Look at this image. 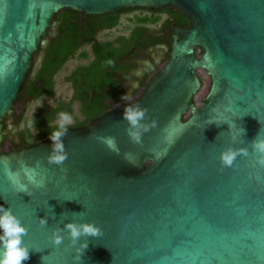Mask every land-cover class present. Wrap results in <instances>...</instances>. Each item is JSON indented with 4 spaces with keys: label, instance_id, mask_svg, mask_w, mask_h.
Listing matches in <instances>:
<instances>
[{
    "label": "water",
    "instance_id": "1",
    "mask_svg": "<svg viewBox=\"0 0 264 264\" xmlns=\"http://www.w3.org/2000/svg\"><path fill=\"white\" fill-rule=\"evenodd\" d=\"M169 6L190 25L173 29L168 61L138 98L68 128L62 165L47 162L48 137L2 150L10 130L3 120L12 118L56 12ZM161 56L155 52L154 62ZM200 67L212 82L198 102ZM128 103L157 121L140 144L130 141L122 119ZM258 132L264 137V0H0V205L28 229L30 258L22 264H264V168L251 148ZM108 137L117 150L104 143ZM227 147L249 155L222 169ZM25 168L44 186L29 183ZM9 173H18L32 195ZM38 217L48 218L46 227ZM68 222H94L103 232L80 238L88 247L79 262L67 238L59 247L50 240Z\"/></svg>",
    "mask_w": 264,
    "mask_h": 264
},
{
    "label": "trees",
    "instance_id": "2",
    "mask_svg": "<svg viewBox=\"0 0 264 264\" xmlns=\"http://www.w3.org/2000/svg\"><path fill=\"white\" fill-rule=\"evenodd\" d=\"M177 11L181 15V21L186 24L189 23L186 14L179 9ZM79 14L80 11L68 7L54 14L58 20V28L52 39H47L46 44L42 46L40 61L37 66L32 65L17 103L26 99H38L46 95L55 96L56 74L82 48L83 41L79 39L83 32V26L79 21ZM88 15L90 17L111 19L110 23L103 28L113 27L120 21L119 14L115 12ZM137 20L144 22L146 20H157V18L138 17ZM90 34L88 41L93 40L95 36L91 31ZM112 44L113 41L94 43L93 50L97 53L96 59L89 65L77 66L66 76V80L71 83L74 90L71 100L66 102L58 99L55 104H43L40 106L32 115L30 128L11 130L12 133L14 132L19 136L20 143L13 142L7 146L9 133H4L1 140L2 150H5L6 147L9 148L8 150H12L11 146L13 144L17 146L14 149H21L47 138L55 130L56 121L60 113L73 114V103L75 101L79 102L81 115L75 117L73 122L68 123V128L86 125L92 119L104 114L107 111L110 100H113L116 95L112 84V69H108L114 61ZM109 61L112 63L109 64ZM21 116H23V113ZM8 117L9 115L6 119ZM31 131H34V135L31 134Z\"/></svg>",
    "mask_w": 264,
    "mask_h": 264
},
{
    "label": "flooded vegetation",
    "instance_id": "3",
    "mask_svg": "<svg viewBox=\"0 0 264 264\" xmlns=\"http://www.w3.org/2000/svg\"><path fill=\"white\" fill-rule=\"evenodd\" d=\"M137 12L136 15L130 14L128 15L129 22L128 27L124 31H120L115 33L112 37L101 39L99 34L104 30H110L116 28L121 23V15L126 13ZM119 14L120 21L118 24L114 25L110 28H103L108 25L111 19H104L99 17H90L88 14L80 12L79 21L82 24V34L80 36V41H83L81 49H87L88 53L84 56L86 59L83 63L78 64L82 66L89 65L92 63L96 57L97 53L93 50V44L96 42H105V41H113V51L112 57L114 58L113 63L110 68L112 69V84L114 85V91H116V95L113 100H110L109 106L107 107V111L112 110L116 106L127 103L130 101H123L120 97L125 93H130L133 97L132 101L138 98L144 92V89L151 78L157 74L162 67L159 65H152L151 61H154L155 52L161 51L163 59L162 62H167L170 57L171 47H172V39H173V29L176 26L187 27L190 25L189 23H183L181 21V15L177 11V8L174 6L166 7L161 10H152L149 8H125L120 11L115 12ZM187 16V15H186ZM138 17H145L148 19L157 18V20H146L144 22L138 21ZM58 28V20L53 19L52 25L48 28L44 38L48 36L49 30H53L51 37L47 39H52L55 35V32ZM90 31L94 33V39L88 41L90 37ZM44 45V44H43ZM42 45V46H43ZM41 46V48H42ZM41 48L34 54V59L31 63L32 65L35 63V59L38 54H41ZM197 54L200 50L204 51L202 47H195ZM199 56V54H198ZM73 58V57H72ZM71 59V58H70ZM75 66L74 68H76ZM30 67V70H31ZM73 68V69H74ZM202 72L197 71L198 76L201 79L202 86H204L206 82V78L210 80V86L212 82V78L207 70V68L200 67ZM29 70V73H30ZM72 71V70H71ZM70 71V72H71ZM28 73V75H29ZM209 86V88H210ZM73 88V87H72ZM209 90V89H208ZM74 94V90L72 93V97ZM71 97V98H72ZM205 97V96H204ZM204 97L202 100H204ZM201 100V101H202ZM79 104L78 101H75ZM80 107V105H79ZM106 111V112H107ZM80 113V109H79ZM10 115L7 114L4 118V123L7 124L6 117ZM81 114H79L80 116ZM20 143V140L17 141ZM17 146L13 144L11 146L12 149ZM9 148H6V151Z\"/></svg>",
    "mask_w": 264,
    "mask_h": 264
},
{
    "label": "clouds",
    "instance_id": "4",
    "mask_svg": "<svg viewBox=\"0 0 264 264\" xmlns=\"http://www.w3.org/2000/svg\"><path fill=\"white\" fill-rule=\"evenodd\" d=\"M108 63L111 64L112 62L109 61ZM120 99L132 101L133 97L127 92ZM122 119L128 124L126 132L130 141L134 144H140L143 134L157 126V121L149 117L148 109L142 107L139 103L126 104ZM70 121L71 116L69 114L60 113L56 121L55 130L48 135V138L52 141L50 153L46 158L49 164L62 165L68 158L63 138L68 134V123ZM103 139L110 149L117 150L114 137ZM251 148L253 153L256 154L255 163L264 168V137H261L259 132L251 141ZM248 155V149L244 147L225 148L219 155L222 169L232 167L238 156L247 157ZM24 175L29 183L35 184L37 187L44 186L43 180H36L37 174L34 169L25 168ZM9 179L17 185L20 191L32 195L27 190V185L20 182L18 173H9ZM38 222L41 227H46L48 218L38 217ZM65 233L67 234L66 236ZM27 234L28 229L23 226L20 218L13 213L12 209L0 205V264H22V261H27L30 258L29 248L23 243V237ZM102 234V229L94 222H68L64 224L63 228L57 227L53 229L50 240L54 246L59 247L67 238L69 243L66 249H74L76 254L73 256V260L79 262L84 250L88 247L87 241L80 242V238L99 237ZM78 243L79 246L77 247Z\"/></svg>",
    "mask_w": 264,
    "mask_h": 264
},
{
    "label": "rangeland",
    "instance_id": "5",
    "mask_svg": "<svg viewBox=\"0 0 264 264\" xmlns=\"http://www.w3.org/2000/svg\"><path fill=\"white\" fill-rule=\"evenodd\" d=\"M133 14L136 15L137 12H133V13H124L121 15V23L119 26H117L116 28L110 29V30H104L99 34V37L101 39H106V38H110L112 37L115 33L120 32V31H124L126 30V28L128 27V22L130 21L128 18V15ZM52 31V30H51ZM51 31L49 30V34L48 36H46L45 39H47L49 37V35L51 34ZM88 50L87 49H81L77 52V54L69 59L65 65L62 67V69H60V71L56 74L55 76V91L56 94L55 96L51 97V96H42L38 99H34V100H24L21 102H18L16 104V106L13 108V111L11 112L12 114V118L11 120H7V124H10V130H9V141L8 143L11 144L13 142H17L20 140L19 136L17 134H15L14 132L12 133L11 130H18L21 128H30V122H31V118L32 115L34 113V111L36 109H38L40 106H42L43 104H55V102L58 99L64 100L66 102L71 100L72 97V93H73V88L72 85L69 81L66 80V76L70 73L71 70H73V68L75 66H77L80 63H83L86 59L84 58L85 55H87ZM203 53L202 50H200L198 52L199 56H201ZM37 59V57H36ZM35 59V62H36ZM163 59H161L159 61V63H155L154 61H151L152 65H159V67H161V65L165 62H162ZM35 65V63H34ZM197 71H201V69H197ZM210 86V80L208 78H206V82L204 84V86H202L199 91L197 92L196 95V101L200 102L202 100V98L206 95V93L208 92ZM73 108H74V112L73 114H71V122L74 121L75 117L79 116V104L77 102L73 103ZM23 113V116H21V114ZM31 134L34 135V131H31ZM31 135V136H32ZM7 143V146L9 145ZM7 148V147H6ZM5 148V151H6Z\"/></svg>",
    "mask_w": 264,
    "mask_h": 264
}]
</instances>
